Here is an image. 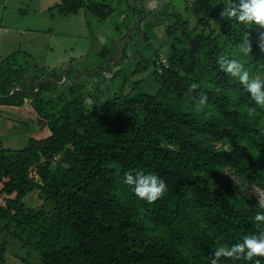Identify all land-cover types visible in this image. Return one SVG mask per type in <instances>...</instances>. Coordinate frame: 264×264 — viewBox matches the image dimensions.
I'll list each match as a JSON object with an SVG mask.
<instances>
[{
    "label": "trees",
    "instance_id": "obj_1",
    "mask_svg": "<svg viewBox=\"0 0 264 264\" xmlns=\"http://www.w3.org/2000/svg\"><path fill=\"white\" fill-rule=\"evenodd\" d=\"M156 1L60 0L46 10L113 21L116 52L103 49L107 59L86 72L73 61L87 56L50 67L28 53L20 61L18 50L0 61V106L28 105L48 129L22 148L0 146V264H210L219 247L264 233L252 192L264 198V107L218 64L237 58L264 78V27L223 15L239 0ZM105 67L123 72L119 87L93 78ZM131 169L168 191L139 199L122 183Z\"/></svg>",
    "mask_w": 264,
    "mask_h": 264
},
{
    "label": "rangeland",
    "instance_id": "obj_2",
    "mask_svg": "<svg viewBox=\"0 0 264 264\" xmlns=\"http://www.w3.org/2000/svg\"><path fill=\"white\" fill-rule=\"evenodd\" d=\"M59 1L0 0V61L13 52H19L18 50L26 52L24 55L20 52V61L28 53V58H32L38 64L50 67L61 66L63 58H68L69 54L71 55V60L80 56H87V58H84L85 61H83L86 63L73 61V63H78L77 66H80L79 69L82 72H86L83 70L85 67L98 66V64L103 63V60L107 59V55L103 58L100 54L103 49L116 52L112 46V39L116 32L112 20H98L90 15H85L83 10H79L76 14L68 15L57 12L49 14L46 12L50 6ZM151 2V6L157 8L158 2L156 0ZM154 19L160 20V17H155ZM154 24L156 25L152 30L156 32L159 29V34L160 29L162 28L163 30L164 28L159 27V23ZM121 32L123 33L122 28ZM70 45L72 48H70ZM135 45L134 47L139 46ZM150 54L149 50L145 52V56ZM121 55L120 52L119 57ZM104 64L110 65L107 61ZM106 68L101 72V75L97 73L98 76L93 78L98 77L105 85H109L112 82V86L119 87L121 83L119 76H122L123 72H121V75L112 78L107 73L110 68ZM96 70L97 68H95L94 72ZM141 86L144 87V84ZM124 90L131 91V82L125 85ZM135 91L136 87L134 86L133 93ZM47 133V127L41 122L39 123L28 105L22 108L0 106V141L3 147L19 149L27 144L29 136L44 137ZM252 192L264 202L262 193L256 189H252ZM10 251L21 256L25 255V251L16 243L13 244ZM10 259L12 260L11 256ZM9 263L14 264V261H8Z\"/></svg>",
    "mask_w": 264,
    "mask_h": 264
},
{
    "label": "clouds",
    "instance_id": "obj_3",
    "mask_svg": "<svg viewBox=\"0 0 264 264\" xmlns=\"http://www.w3.org/2000/svg\"><path fill=\"white\" fill-rule=\"evenodd\" d=\"M223 15L235 17L242 24L255 23L264 27V0H239L238 4L228 5ZM241 51L247 54L249 49L245 47ZM218 64L222 71L236 78L244 86L256 105L264 107V78L253 77L244 62L237 58L224 56L218 60ZM197 87L198 85L195 83L191 85L192 90ZM206 106L207 95H201L195 108L197 111H202ZM253 111V109H249V115H252ZM122 183L131 186L135 196L148 203L157 201L168 191L164 179L138 169L127 171L123 176ZM261 207H264V203L261 204ZM255 219L264 222V213H258ZM222 257L234 260L243 258L250 264H260V260L255 258L264 257V233L245 236L242 242L236 243L230 248L219 247L212 253L210 264H223Z\"/></svg>",
    "mask_w": 264,
    "mask_h": 264
},
{
    "label": "crops",
    "instance_id": "obj_4",
    "mask_svg": "<svg viewBox=\"0 0 264 264\" xmlns=\"http://www.w3.org/2000/svg\"><path fill=\"white\" fill-rule=\"evenodd\" d=\"M146 1H152V0H146ZM72 45V44H71ZM70 45V48H72V46ZM122 57V56H121ZM71 55L69 54V57L68 58H63V64L61 65V67H67L70 63H71ZM39 66H47V65H41L39 64ZM83 74V73H82ZM2 145V143H0V146Z\"/></svg>",
    "mask_w": 264,
    "mask_h": 264
},
{
    "label": "built area",
    "instance_id": "obj_5",
    "mask_svg": "<svg viewBox=\"0 0 264 264\" xmlns=\"http://www.w3.org/2000/svg\"><path fill=\"white\" fill-rule=\"evenodd\" d=\"M164 61V60H163Z\"/></svg>",
    "mask_w": 264,
    "mask_h": 264
}]
</instances>
